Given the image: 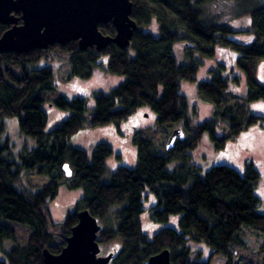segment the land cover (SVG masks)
<instances>
[{"label": "trees", "instance_id": "16d2710c", "mask_svg": "<svg viewBox=\"0 0 264 264\" xmlns=\"http://www.w3.org/2000/svg\"><path fill=\"white\" fill-rule=\"evenodd\" d=\"M131 1L132 18L139 29L128 49L111 44L101 52L96 48L82 51L73 41L46 50L0 54V246L8 240L17 241L19 226L29 229L23 243L0 264H45L44 250L61 253L71 229L78 224V213L84 209L100 223L115 216L113 227L102 225L99 235L101 247L116 253L110 264H145L166 249L171 251L173 264H211L192 259L191 242L208 245L213 254L226 257V264H259L236 259L237 247L245 244L247 228L264 237L262 198L257 194L262 176L257 163L249 161L243 169L216 165L203 175V168L194 163V154L207 134L222 151L229 140L264 124L263 116L249 110L252 103L264 101V83L259 77L264 62V4L249 7L245 11L249 26L238 30L205 14L213 0ZM155 20L158 34L147 30ZM7 29L0 24V37ZM100 30L104 35H116L112 23L101 25ZM179 42L190 49L187 64H180L174 54V45ZM53 52L69 54L73 78L88 80L95 67L125 78L110 94L94 93L90 121L86 98L55 97L53 68L35 67L43 59L51 61ZM224 53L229 63H220L210 70V78L198 82V98L213 106V117L195 125L190 121L183 83L197 82L206 61ZM237 74L245 75L248 87L242 102L230 89L240 78ZM48 103L70 112L50 132L44 109ZM144 108L157 115V124L137 129L132 136L136 167L120 164L111 181L104 182L107 160L114 154L112 147L99 143L90 157L86 150L71 145L72 138L83 130L119 126ZM7 118H17L21 133L36 142L34 149L22 152L20 164L5 157L9 142L1 145ZM221 120L229 124L228 137L217 133ZM182 123L185 139L170 150L166 144L162 151L156 136ZM67 164L73 172L71 177L63 171ZM171 164H178L176 170H169ZM24 171L49 177L51 182L37 193L20 190L17 185ZM64 176L71 179L70 188L81 189L84 196L66 217L63 231L54 233L45 208L59 195ZM144 217L148 218L146 224ZM172 218L174 225L164 226ZM148 226L154 229L150 232ZM261 251L260 264H264V241Z\"/></svg>", "mask_w": 264, "mask_h": 264}, {"label": "rangeland", "instance_id": "374dc122", "mask_svg": "<svg viewBox=\"0 0 264 264\" xmlns=\"http://www.w3.org/2000/svg\"><path fill=\"white\" fill-rule=\"evenodd\" d=\"M260 3L264 4V0H213L205 8V14L211 19L219 18L221 22L228 23L232 27L242 30L249 26L248 14L246 10L252 5L257 6ZM154 34L159 33V25L155 20L147 29ZM192 50V49H191ZM187 44L179 42L174 45V54L180 64L190 62L188 58ZM50 60L43 59L35 65L36 68L51 66L55 73L57 83V91L55 97L66 96L68 99L78 97L86 98L89 112L87 119H92L91 110L95 107V92L110 94L111 91L124 81V77L107 72L102 67H95L93 76L88 80L73 78L72 67L69 60V54L53 52L49 55ZM107 58H103L106 61ZM220 63H229L228 54H221L218 59L208 60L201 70L197 82H184L183 94L187 97L191 119L195 125H201L205 121L213 117V106L198 98L197 88L198 82L204 78H210V70L218 67ZM240 77L239 74L236 75ZM237 83H233L230 87L231 92L236 94L242 102L243 97L247 95L248 87L245 75H241ZM259 77L264 83V62L259 67ZM249 110L259 116L264 117V101H258L249 105ZM49 121L47 132H50L64 120L70 116L69 111H64L56 106L48 103L45 105ZM5 122V133L1 136V145L9 142L10 149L5 152V157L10 161L21 163V154L23 151H30L36 147V142L24 136L20 131L19 120L17 118H7ZM157 115L149 108L139 110L130 120L117 125H108L98 127L91 130H83L74 136L71 140V145L77 148H82L88 152L90 157L95 146L99 143H107L114 150V154L107 160V172L104 176V182H110L113 173L117 170L120 164L134 168L137 165L136 148L132 141V136L137 129L156 127ZM177 128L186 129L185 125L179 124L175 128L169 129L168 132H161L156 137L157 145L162 151L166 150V144L169 138ZM217 133L220 137L229 136V124L221 120L217 126ZM187 133V137H188ZM180 141L178 139L176 142ZM28 149V150H26ZM120 156V157H119ZM194 163L203 168L204 175L208 170L216 165H228L238 169H243L249 161H255L261 173V180L257 188V194L262 198L260 211L264 213V124L255 126L245 131L239 138L229 140L222 151H218L209 134L205 135L202 144L194 154ZM178 164L169 165V170L174 171ZM59 195L50 200L45 208V212L51 221V230L54 233L63 231V222L68 214L73 213L79 200L84 196L81 189L72 190L70 188L71 179L64 176L61 179ZM51 179L46 176L37 174L28 175L23 172L22 182L17 186L20 190H28L32 193L40 192L41 189L48 185ZM153 203H148L150 207ZM9 225H13L12 222ZM148 222V218L144 217V223ZM175 219L164 226H173ZM115 216L111 215L107 219H102L101 224L106 225V228L114 225ZM163 226V227H164ZM151 232L153 226H148ZM17 241H5L0 246V260H6L8 253L23 243L25 237L29 234V229L24 226L18 227ZM245 244L237 247L239 250L236 259L243 262L262 263L263 253L261 245L264 237L258 231L247 228L243 236ZM193 248L192 259L200 258L203 261H210L211 264H226V257L219 254H213V249L206 244L191 242ZM110 254V249L102 246V255Z\"/></svg>", "mask_w": 264, "mask_h": 264}, {"label": "water", "instance_id": "95a60500", "mask_svg": "<svg viewBox=\"0 0 264 264\" xmlns=\"http://www.w3.org/2000/svg\"><path fill=\"white\" fill-rule=\"evenodd\" d=\"M133 7L131 0H0V24L12 26L0 37V54L46 50L73 41L82 51L96 48L101 52L111 44L128 49L139 29L132 18ZM19 20L22 25H18ZM109 23L116 29L114 37L100 30L101 25ZM185 137L183 129L174 130L167 148L172 149L178 139ZM63 171L73 176L68 164ZM78 218L61 253L44 250L45 264H110L115 258L116 253L102 255L99 235L103 226L99 219L88 209L81 210ZM145 264H173L171 251L158 253Z\"/></svg>", "mask_w": 264, "mask_h": 264}, {"label": "flooded vegetation", "instance_id": "af4514ba", "mask_svg": "<svg viewBox=\"0 0 264 264\" xmlns=\"http://www.w3.org/2000/svg\"><path fill=\"white\" fill-rule=\"evenodd\" d=\"M15 15H16L17 17H19V18L21 17V14H15ZM22 24H23V21H22V20H19L18 25H22ZM2 25H3V24H2ZM4 26H7V27H8L7 30H9V29L12 27V26H8V25H4ZM7 30H6V31H7ZM6 31H5V32H6Z\"/></svg>", "mask_w": 264, "mask_h": 264}]
</instances>
